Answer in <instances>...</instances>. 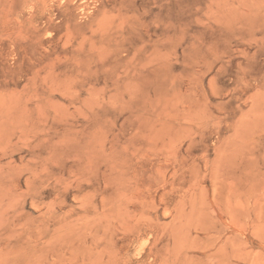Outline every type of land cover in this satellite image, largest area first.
<instances>
[{"label":"rangeland","instance_id":"1","mask_svg":"<svg viewBox=\"0 0 264 264\" xmlns=\"http://www.w3.org/2000/svg\"><path fill=\"white\" fill-rule=\"evenodd\" d=\"M0 264H264V0H0Z\"/></svg>","mask_w":264,"mask_h":264}]
</instances>
